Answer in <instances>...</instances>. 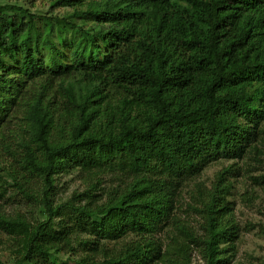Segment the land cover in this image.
Instances as JSON below:
<instances>
[{
  "label": "trees",
  "instance_id": "trees-1",
  "mask_svg": "<svg viewBox=\"0 0 264 264\" xmlns=\"http://www.w3.org/2000/svg\"><path fill=\"white\" fill-rule=\"evenodd\" d=\"M243 168L264 183V0L0 2V264H232Z\"/></svg>",
  "mask_w": 264,
  "mask_h": 264
},
{
  "label": "rangeland",
  "instance_id": "rangeland-1",
  "mask_svg": "<svg viewBox=\"0 0 264 264\" xmlns=\"http://www.w3.org/2000/svg\"><path fill=\"white\" fill-rule=\"evenodd\" d=\"M247 161L248 159L238 166L243 167ZM250 164L253 166L252 161ZM227 165L229 164L219 163L209 166L202 174L201 181L210 187L215 182L216 175L223 168L228 167ZM260 174V170L251 174L247 173V168H243L237 175L228 176L227 179L229 183H232L231 195L228 199L234 204V219L241 229L239 240L236 243V257L232 264H260L264 261V183H261L260 180L255 182L253 179ZM57 186L59 198L67 199L74 190L80 187V183L71 177H62ZM8 192H11L10 188H8ZM6 198L8 212L19 211L30 215L31 207L27 201L19 196H12L10 200H8V196ZM182 210L185 208L182 207ZM181 214L185 216L184 213ZM9 246V240L1 236L0 255L3 256L2 261L4 262L8 258L6 256ZM198 258L197 253L193 252L192 264H201Z\"/></svg>",
  "mask_w": 264,
  "mask_h": 264
}]
</instances>
